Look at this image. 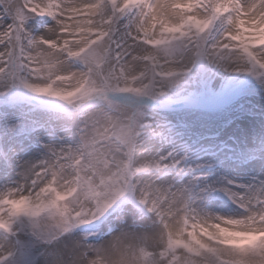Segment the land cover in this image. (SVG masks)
Wrapping results in <instances>:
<instances>
[{
	"label": "snow or ice",
	"instance_id": "6c2138e0",
	"mask_svg": "<svg viewBox=\"0 0 264 264\" xmlns=\"http://www.w3.org/2000/svg\"><path fill=\"white\" fill-rule=\"evenodd\" d=\"M37 17L54 23L33 35ZM240 74L260 85L242 94L264 97V0H0V96L37 100L0 107V177L23 181L0 194V233L14 237L0 264L21 254L22 219L37 243L57 238L59 264H264V103L204 134L218 78ZM160 141L237 168L241 190L200 179L211 160L141 155ZM220 192L242 213L209 211ZM78 225L89 236L58 239Z\"/></svg>",
	"mask_w": 264,
	"mask_h": 264
},
{
	"label": "rangeland",
	"instance_id": "374dc122",
	"mask_svg": "<svg viewBox=\"0 0 264 264\" xmlns=\"http://www.w3.org/2000/svg\"><path fill=\"white\" fill-rule=\"evenodd\" d=\"M130 18H135V12L133 10H128L125 13H121L119 19L117 20V28L120 25L127 27L130 22ZM54 22L49 17H37L35 20L29 21L28 31L32 32L33 35L42 34L48 26H51ZM227 27V21L225 18H219L209 29L207 33L204 34L210 41L218 40L223 36L224 30ZM218 89L216 96L212 103L217 105L213 106L212 109L215 113L210 126L204 129V134L209 138L208 143H212L211 137L219 126H221L228 117L229 110H234L239 107V105H244L247 107H252L254 105H260L264 103V97L260 95H246L242 94L250 90H259V83L252 77L240 74L235 78L229 79H219L217 80ZM7 88L6 84L0 85V92L5 91ZM239 89V90H238ZM30 94L26 90L17 87L12 88L4 96H0V107H19L24 111H29L34 109L37 104V100H29ZM20 97L17 101L15 98ZM23 98V99H21ZM162 103H164L162 101ZM233 114L235 112L233 111ZM229 133H226L227 136ZM231 143V142H230ZM163 144V147H160ZM189 147L177 149L174 145L169 142L160 141L157 145L147 144L141 147V155L147 159H160L161 157L168 156L170 153L175 154L179 151L181 157L187 155L189 157L190 164L195 167L197 164H203L207 161H212L213 167L211 169L203 170L200 179H207L209 182L216 183L218 185H223L230 187L232 191H240L241 181L237 177L238 169L229 166L215 165V161L209 156L201 157V153L196 150V145H192V142H188ZM255 148L259 150L260 145L257 142ZM238 159L244 157L241 156L240 151L235 154ZM168 175H174V173H165L161 179H166ZM228 181H232L228 184ZM245 183L247 180L244 181ZM23 187V181L18 176H13L11 181L5 180L0 177V194H6L9 190L15 189L17 186ZM218 198L213 201V206L209 208L214 215H238L242 213V209L238 207L237 204L233 203L231 199L228 198L223 192L217 193ZM151 215V214H149ZM150 223V222H149ZM46 230H47V226ZM84 226L78 225L75 228L68 230L67 232L61 233L59 240H66L69 237H86L89 234L84 233L82 228ZM154 229H150L152 231ZM158 230V229H155ZM31 224L27 219L18 220L15 226V233L21 236V244L18 245L21 248V254L15 258V261H9V264H40L41 261L47 256L50 260H54L55 256L53 254L54 248L57 246V238L53 237L50 239L48 244L37 243L31 238ZM14 242V237L10 234L0 233V246L9 247Z\"/></svg>",
	"mask_w": 264,
	"mask_h": 264
},
{
	"label": "bare ground",
	"instance_id": "6f19581e",
	"mask_svg": "<svg viewBox=\"0 0 264 264\" xmlns=\"http://www.w3.org/2000/svg\"><path fill=\"white\" fill-rule=\"evenodd\" d=\"M133 103H141V100L139 98H131ZM49 256H47V258L45 257L40 264H59L58 260L55 258L54 260H50L48 258Z\"/></svg>",
	"mask_w": 264,
	"mask_h": 264
},
{
	"label": "water",
	"instance_id": "95a60500",
	"mask_svg": "<svg viewBox=\"0 0 264 264\" xmlns=\"http://www.w3.org/2000/svg\"><path fill=\"white\" fill-rule=\"evenodd\" d=\"M239 90V89H238ZM217 105V104H216ZM214 106V105H213Z\"/></svg>",
	"mask_w": 264,
	"mask_h": 264
}]
</instances>
